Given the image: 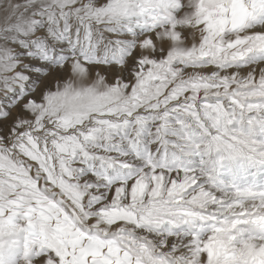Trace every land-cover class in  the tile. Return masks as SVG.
<instances>
[{"label":"snow or ice","instance_id":"6c2138e0","mask_svg":"<svg viewBox=\"0 0 264 264\" xmlns=\"http://www.w3.org/2000/svg\"><path fill=\"white\" fill-rule=\"evenodd\" d=\"M0 264H264V0H0Z\"/></svg>","mask_w":264,"mask_h":264}]
</instances>
